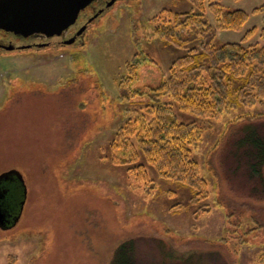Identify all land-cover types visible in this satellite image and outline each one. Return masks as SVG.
<instances>
[{"label": "rangeland", "instance_id": "obj_1", "mask_svg": "<svg viewBox=\"0 0 264 264\" xmlns=\"http://www.w3.org/2000/svg\"><path fill=\"white\" fill-rule=\"evenodd\" d=\"M221 1L251 12L263 0ZM124 2L78 44L0 57V175L17 170L27 188L21 215L0 227V264H120L117 248L128 240L123 254L132 264H264V103L217 114L210 127L209 118L175 111L178 121L202 127L191 153L206 181L200 199L151 164L139 182L106 156L127 115L118 97L127 87L118 85L124 63L135 52L148 55L154 65L142 62L130 84L149 83L194 45L167 47L136 32L162 7L184 11L194 2ZM263 26L264 13H250L241 30L218 31L214 41L239 40L251 27L245 44L261 41ZM144 93L128 107L156 101L151 87ZM254 109L262 115L238 118Z\"/></svg>", "mask_w": 264, "mask_h": 264}, {"label": "trees", "instance_id": "obj_2", "mask_svg": "<svg viewBox=\"0 0 264 264\" xmlns=\"http://www.w3.org/2000/svg\"><path fill=\"white\" fill-rule=\"evenodd\" d=\"M186 1L196 6L184 11L162 7L143 23L145 29L140 26L137 29L143 36L147 32V42L156 38L164 46L180 49L190 39L194 45L185 47L183 53L171 60L166 72L160 71L157 80L149 83L130 84L141 78L142 62L154 65L148 55L138 51L124 63L118 85L127 87L118 97L125 100L127 115L109 139L106 156L139 182L147 174L146 164H151L157 175L179 181L188 187L193 199H200L206 190V181L201 178L199 164L191 153L201 139L202 127L197 121H178L175 111L209 118L206 121L210 127L217 114L227 116L231 109L251 110L253 105L264 103V26L259 33L261 41L245 44L255 34V27L246 29L239 40L214 41L216 32L239 31L250 13H264V0L251 12L229 7L221 0ZM143 36L137 37L136 46L143 43ZM148 87L155 93L157 104L146 100L141 109L129 108L135 96H147L144 91ZM162 95L171 101H163ZM247 115L259 117L262 113L254 109L251 113H239L238 118ZM26 190L19 171H4L0 175V211L9 212L10 218L19 217ZM129 244L131 240L123 241L117 248L116 260L120 264H132L123 254L130 252Z\"/></svg>", "mask_w": 264, "mask_h": 264}, {"label": "water", "instance_id": "obj_3", "mask_svg": "<svg viewBox=\"0 0 264 264\" xmlns=\"http://www.w3.org/2000/svg\"><path fill=\"white\" fill-rule=\"evenodd\" d=\"M92 1L0 0V29L22 36L33 32L57 35L72 25L79 12ZM17 217L10 218L0 211V227L12 225Z\"/></svg>", "mask_w": 264, "mask_h": 264}, {"label": "flooded vegetation", "instance_id": "obj_4", "mask_svg": "<svg viewBox=\"0 0 264 264\" xmlns=\"http://www.w3.org/2000/svg\"><path fill=\"white\" fill-rule=\"evenodd\" d=\"M124 1L94 0L90 2L79 12L75 22L57 35L47 36L44 33L33 32L22 36L0 29V57L20 54L25 50L40 54L43 48H57L78 44L83 40L93 21L103 16L115 4L125 3ZM0 66L4 68L3 63ZM4 214L10 215L9 212Z\"/></svg>", "mask_w": 264, "mask_h": 264}]
</instances>
